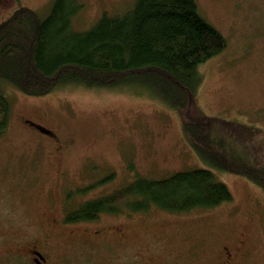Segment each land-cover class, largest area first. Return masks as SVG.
<instances>
[{
	"label": "rangeland",
	"instance_id": "rangeland-1",
	"mask_svg": "<svg viewBox=\"0 0 264 264\" xmlns=\"http://www.w3.org/2000/svg\"><path fill=\"white\" fill-rule=\"evenodd\" d=\"M196 1L201 14L227 40L226 50L199 68L202 83L197 105L208 116L260 128L251 142L264 153V0ZM82 2L83 10L73 20L77 31L90 29L104 14L123 15L136 0ZM52 3L17 0L0 9V23L21 7L44 16ZM7 87L12 113L10 126L0 138L2 242L26 230L36 237V225L45 219L41 214L53 211L52 203L66 196L71 204L81 205L113 194L137 174L161 178L190 168H211L185 138L179 112L137 85L65 87L41 97ZM24 119L53 129L70 144L57 154L50 138L32 133ZM211 169L231 189V202L181 214L157 208L124 214L128 229L142 232L141 246L115 250L116 259L111 251L81 238L54 242L53 255L60 264H172L177 255L186 259L185 245H194L202 252L187 263L220 264L219 248L241 244L248 255L237 264H264V190L241 175ZM107 175L112 178L104 179ZM111 220L115 221L111 214L105 215L106 222ZM163 222L164 240L145 233L148 226H156L148 232L159 234ZM147 249L149 256L144 254Z\"/></svg>",
	"mask_w": 264,
	"mask_h": 264
},
{
	"label": "trees",
	"instance_id": "trees-1",
	"mask_svg": "<svg viewBox=\"0 0 264 264\" xmlns=\"http://www.w3.org/2000/svg\"><path fill=\"white\" fill-rule=\"evenodd\" d=\"M83 7L82 0H53L44 16L21 7L0 23V138L11 122L8 85L36 97L65 87L137 85L179 112L185 138L211 168L241 175L264 190V153L251 142L261 129L208 116L197 105L200 66L227 48L226 37L201 14L197 1L136 0L123 15L104 14L90 29L77 31L73 20ZM211 168L161 178L137 174L113 194L81 204L68 219L114 211L121 205L118 196H124L127 215L151 208L181 214L231 202V189Z\"/></svg>",
	"mask_w": 264,
	"mask_h": 264
},
{
	"label": "flooded vegetation",
	"instance_id": "flooded-vegetation-1",
	"mask_svg": "<svg viewBox=\"0 0 264 264\" xmlns=\"http://www.w3.org/2000/svg\"><path fill=\"white\" fill-rule=\"evenodd\" d=\"M15 1L17 0H0V9L11 7ZM24 125L38 137H49L57 154L63 153L65 147L70 144L69 140L61 137L56 131L38 122L24 119ZM108 177L107 175L104 179H108ZM101 197L105 198L106 195L98 198ZM115 200L121 205H118L114 211H101L96 216L83 220L68 219V216L80 206L79 203L78 205L71 204L69 196L64 197L60 202H53L51 205L52 209L54 208L53 211H57L60 204L59 213L48 211L41 214V216L45 215V219L44 222L36 225V237L32 238L33 235L27 234L26 230L24 233L14 235L11 240H8L9 242L0 240V264H60L59 257L53 255L52 246L54 242H63L66 239L81 238L83 241L94 243L100 249L111 251L114 259L119 257L114 254L115 250L124 252V247H126L125 249L140 247L142 232L137 228H133L131 231L124 223V196H118ZM110 214L115 221L106 222L105 215ZM165 224L166 222H163V225L160 224L158 227L161 235L156 232H148L149 228L156 229V226H148L145 233L153 239L157 238L158 241H162L166 235L163 230ZM6 244H10V246L5 248ZM183 250L187 253L186 259L183 260L180 255H177L172 259V264H180V262L181 264H192L187 262L202 252L199 246L194 245H185ZM217 251L220 264H237L239 259L243 260L248 255V252H244L241 244L238 247L224 246ZM144 254L149 256L151 250H145Z\"/></svg>",
	"mask_w": 264,
	"mask_h": 264
}]
</instances>
